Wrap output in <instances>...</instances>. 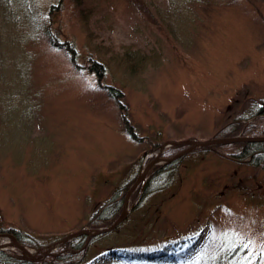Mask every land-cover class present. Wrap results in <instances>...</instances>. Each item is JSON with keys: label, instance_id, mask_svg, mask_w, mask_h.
Here are the masks:
<instances>
[{"label": "rangeland", "instance_id": "374dc122", "mask_svg": "<svg viewBox=\"0 0 264 264\" xmlns=\"http://www.w3.org/2000/svg\"><path fill=\"white\" fill-rule=\"evenodd\" d=\"M84 8L87 23L73 0H0V243L17 229L42 252L69 232L94 229L89 216L158 156L123 191L125 218L87 245L82 264H191L208 234L235 247L233 264H264L260 166L216 145L196 147L171 188L137 203L169 141L221 137L223 126L264 103V0H82ZM46 28L73 42L77 69ZM125 51L143 57L133 71ZM102 85L122 91L138 139L125 133ZM254 117L236 120L237 135ZM157 142L161 150L151 147ZM164 246L169 260L127 254Z\"/></svg>", "mask_w": 264, "mask_h": 264}, {"label": "trees", "instance_id": "16d2710c", "mask_svg": "<svg viewBox=\"0 0 264 264\" xmlns=\"http://www.w3.org/2000/svg\"><path fill=\"white\" fill-rule=\"evenodd\" d=\"M73 1L75 6L80 8L79 13L87 23L88 15L86 12L89 11L90 8H88V10L86 8L82 10V0ZM45 32L50 44L55 48L64 50L70 63L75 67V69H77V53L73 42L69 40H64L62 42L57 40V37L47 28L45 29ZM142 58V56H139L134 51H125L122 55V62H126V68L133 71V67L142 64ZM90 68L95 70L97 75L102 74L103 67L101 64L93 62ZM102 89L106 91V94L110 98L116 100L119 109L121 126L125 133L131 139H138L137 133L134 131L133 126L129 121L128 111L123 101L122 91L112 85H102ZM252 116H256L254 118H257V121H261V126H264V103H260L249 113L241 115V117L234 118L235 121L233 123L229 122L223 126L218 131L217 135L221 137L237 135L240 132V128L243 126V123H239L236 120H239V118L242 117H246V119H248ZM257 121L250 120L247 124H244L245 126L243 127L241 135L264 136V129L260 131H256L254 129V127H257ZM215 145L223 149L225 155L233 160L245 161L249 165L264 168V140L234 141ZM159 146L160 143L158 142L151 145L152 148H157ZM171 146L172 148H166L161 152V155H163L161 158L166 161L163 164L149 170L150 172L148 174V178L143 184L142 192L139 198H137L139 199V201L137 200V203L142 201L144 202L152 195L171 188L177 181L178 168L187 157L196 152L195 149L168 160L171 156L173 157L175 147H185L183 144H174ZM209 148H212L211 145L199 146L198 151L208 150ZM130 185L131 182L125 186L124 190L116 189L115 192H113L110 197L89 216L86 222L88 227L95 229L99 226H103V224L115 218L117 214L120 213V209L123 204V191L129 188ZM1 230L2 229H0V231ZM8 231H10L13 238L21 244H33V242L30 243V241L25 238L22 231L17 229H8ZM104 236L105 233H95L90 236H87L86 234L78 235L60 243L55 250L36 259L24 258L22 256L12 254L9 251L0 249V264H82L87 254V245L90 246L92 242H95ZM85 242L86 244H84ZM166 249L167 247L164 246L156 250H139L136 253L127 254L132 258L136 257L138 259L148 261H164L169 260L168 257H166ZM109 253L114 255L115 251L110 249ZM234 256L235 247H228L224 245L222 240L217 241V239L208 234L199 249V255L195 257V259L193 258L191 260V264H233L236 260Z\"/></svg>", "mask_w": 264, "mask_h": 264}, {"label": "water", "instance_id": "95a60500", "mask_svg": "<svg viewBox=\"0 0 264 264\" xmlns=\"http://www.w3.org/2000/svg\"><path fill=\"white\" fill-rule=\"evenodd\" d=\"M256 140H264V136H239V135H236V136H227V137H211V138H207V139H181L178 141H169L170 144H187V147L184 150H182L181 152L174 155L173 157L169 158L168 160L173 159L175 157H178V156L184 154L185 152L192 150V149L199 147V146L223 144V143H229V142H234V141H256ZM162 148H163V145H160L159 149L161 150ZM158 158H159L158 156L155 157L153 160H151L145 166V168L137 176V178L135 179L134 183L131 185L129 190L133 189L140 181H143L148 169L154 163V161ZM126 214H127V209H125V206L123 205L121 213L109 225H107L105 227L96 228L93 230H90L87 228H82V229H79V230H76L73 232H69V233L61 236L60 238H58L56 241H53L52 243L48 244L46 246V248L44 249V251H42L38 255H35L32 252H30L26 248L25 245L21 244L16 239H14L11 244L18 246L28 258H32V259L39 258L43 255L50 253V251H52V249H54L57 245L69 240L70 238L76 237V236L81 235V234H86L87 236H90V235L95 234V233H105V232L111 231L125 218Z\"/></svg>", "mask_w": 264, "mask_h": 264}]
</instances>
